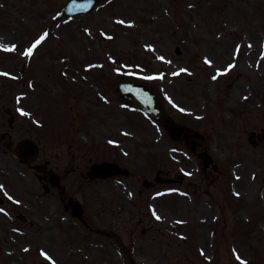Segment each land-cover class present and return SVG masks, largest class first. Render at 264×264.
I'll use <instances>...</instances> for the list:
<instances>
[{"label": "rangeland", "instance_id": "1", "mask_svg": "<svg viewBox=\"0 0 264 264\" xmlns=\"http://www.w3.org/2000/svg\"><path fill=\"white\" fill-rule=\"evenodd\" d=\"M66 1L0 0L6 101L53 127L56 162L75 154L84 167L116 161L130 173L95 181L70 173L87 223L37 187L35 196L16 185L34 176L11 175L4 194L22 200L20 212L34 222L0 213V264H240L237 256L264 264V145L247 141L264 128V0H101L91 13L54 20ZM44 32L33 55H22ZM12 45L16 51L2 50ZM181 68L188 72L171 75ZM121 80L154 88L173 119L201 134L200 151L217 170L202 169L190 143L173 141L122 100L114 84Z\"/></svg>", "mask_w": 264, "mask_h": 264}, {"label": "flooded vegetation", "instance_id": "2", "mask_svg": "<svg viewBox=\"0 0 264 264\" xmlns=\"http://www.w3.org/2000/svg\"><path fill=\"white\" fill-rule=\"evenodd\" d=\"M212 57L218 58L219 61H224L221 55L213 54ZM4 86V79L0 78V185H3V190L11 188L7 180L11 175L23 174L28 179L30 177L32 179L34 176L37 182L16 183V185L23 186L32 191L36 187H40L44 191V196L48 197V200L57 202V209L62 207L74 213L72 208L67 207L69 201L77 200L75 192L69 189L70 173L77 172L82 180L87 179L90 181L91 179L86 176L89 168L84 167V162H80V155L76 156L75 154L72 155L70 161L63 159L62 163L56 162L53 152L54 139L52 129L43 123L37 122L34 115L30 114L27 109L20 107L19 103H15L11 107L10 102L6 101L8 91L3 89ZM18 108L28 112L29 115L21 116L17 111ZM185 127L186 130L180 136L179 141L185 144L191 143L196 157L201 159L202 169H209L212 161L208 159L204 151H200L201 144L199 139L192 138L194 136L198 138L199 135L193 131L191 126ZM23 141H25L24 145L18 146ZM64 163H71L72 167H65ZM160 180L158 179V181ZM26 195L31 196L30 193H26ZM1 199L0 206L7 205L6 215L13 218L14 212L12 211L17 210L18 205L15 204L10 207L11 201L8 198L3 197ZM14 199L19 201L17 198ZM38 201H42V199L39 198ZM82 201L80 198L78 202L81 205L77 202H73V204L76 206V209L82 208L85 212ZM28 205L34 207L32 202L28 203ZM46 207L51 209L53 204L48 203ZM15 214L19 216L17 212ZM23 218V222H26L27 219Z\"/></svg>", "mask_w": 264, "mask_h": 264}, {"label": "water", "instance_id": "3", "mask_svg": "<svg viewBox=\"0 0 264 264\" xmlns=\"http://www.w3.org/2000/svg\"><path fill=\"white\" fill-rule=\"evenodd\" d=\"M99 0H69L63 7L57 19L62 16H71L74 14H84L92 10ZM118 90L121 95L137 102L142 109L156 118L164 119L165 125L170 127L172 130L170 134L175 137L180 130L177 128L174 122L170 119H166L165 112L162 108L160 99L156 92L151 88L137 83V82H125L118 85ZM264 138V130L262 131ZM116 173H126L125 170L120 168L118 165L109 162L95 163L92 165L89 174L91 176H110Z\"/></svg>", "mask_w": 264, "mask_h": 264}, {"label": "snow or ice", "instance_id": "4", "mask_svg": "<svg viewBox=\"0 0 264 264\" xmlns=\"http://www.w3.org/2000/svg\"><path fill=\"white\" fill-rule=\"evenodd\" d=\"M189 7H191V5ZM57 15H59V14H57ZM53 19L56 20L57 17H53ZM116 22L119 23V24H124L125 23V21H123V20H119V21H116ZM129 27H131V25H129ZM49 35H50V33H48V32H44L43 34H41L39 36V38L36 39L31 44L30 47H28L27 49H25L23 51L22 55H24L25 57H31L33 55L34 51L38 48V46H40L49 37ZM101 35L103 36L105 34L104 33H101ZM107 39L111 40L112 37L108 36ZM148 47L151 49V46H148ZM248 47L251 48L253 46L251 44H249ZM2 50L5 51V52H13V51H16L17 50V46L16 45H12L11 47H3ZM152 50H154V49H152ZM240 51H241V46L240 45H237L236 46V52H235V54L233 56V59L234 60L236 59V55H238ZM261 58L264 59V53L261 54ZM157 59L160 60V61H162V62H164V63L171 64V61L166 60L165 57H163V56H158ZM204 63L206 65H210L211 64V61L208 60L207 58H205L204 59ZM235 66L236 65L234 63L233 64H229L228 67H227V69L224 72H220L219 70H217V74L212 76V80L215 81L218 78V76L226 75ZM93 67H102V66L101 65H89L86 70H90ZM122 67H124V66H122ZM116 71L119 73V69H116ZM187 72H188L187 69L181 68V69H179V71L172 72L171 75L175 77V76L181 75L182 73H187ZM125 74H131V73H125ZM0 75H7V74L0 73ZM143 78L144 79H147V80H157V79L162 80V79L165 78V75L164 74H160V75H157V76H146V77H143ZM247 98L248 97H244L245 100ZM18 102H19V98H18ZM169 102L171 103V100ZM17 111L19 112V114L21 116H28L29 115V113L26 112V111H24L23 109L18 108ZM181 111H183V109H181ZM124 135H128V134L127 133H124ZM108 143L109 144H112L114 142L113 141H109ZM2 190H3V185H0V191H2ZM7 198L9 200H12L13 199L11 196H8ZM16 203H19V201H16ZM3 212H4V209L0 208V213H3ZM153 215L155 216V218L157 220H160L161 219V217L158 216V215H156L155 212L153 213ZM177 223H182V221H177ZM24 251L27 252V251H29V249L25 248ZM40 254H41V256H43L47 260H50L51 259V257H49L48 254L45 253V252H43V251H41ZM237 260L240 262V264H246V262L245 261H242L239 256H237Z\"/></svg>", "mask_w": 264, "mask_h": 264}]
</instances>
